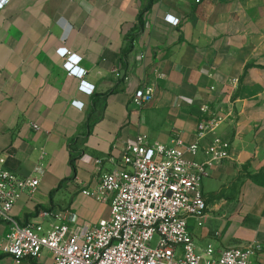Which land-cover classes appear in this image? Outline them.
<instances>
[{"label":"crops","instance_id":"1","mask_svg":"<svg viewBox=\"0 0 264 264\" xmlns=\"http://www.w3.org/2000/svg\"><path fill=\"white\" fill-rule=\"evenodd\" d=\"M62 51L80 58L82 79ZM145 86L154 97L139 108ZM206 105L223 121L199 139ZM137 137L197 146L186 159L207 165L208 211L189 221L198 250L253 246L264 264V0H11L0 10V166L40 182L16 204L19 223L64 209L91 224L108 217L88 193ZM0 264L16 263L0 252Z\"/></svg>","mask_w":264,"mask_h":264},{"label":"built area","instance_id":"2","mask_svg":"<svg viewBox=\"0 0 264 264\" xmlns=\"http://www.w3.org/2000/svg\"><path fill=\"white\" fill-rule=\"evenodd\" d=\"M10 1L0 0V10ZM166 21L179 25L173 17ZM61 53L69 75L82 79L80 58ZM81 89L93 92L84 82ZM153 97L154 87L145 86L132 102L142 108ZM201 113L199 139L215 133L223 121L207 105ZM211 152L215 159L224 158L214 149ZM186 153L196 155L197 146L187 148L181 138L151 145L137 137L127 144L117 168L105 172L97 189L88 193L109 207L108 217L96 224L80 221L70 209L40 212L41 222L19 223L13 216L16 204L22 197H33L40 182L0 166V225L9 229L0 240V252L16 264L39 263L45 253L50 264H253L257 253L253 246L225 249L219 255L212 246L198 250L189 221L204 218L208 211L201 192L207 165L188 161ZM96 165L101 167L102 161Z\"/></svg>","mask_w":264,"mask_h":264},{"label":"rangeland","instance_id":"3","mask_svg":"<svg viewBox=\"0 0 264 264\" xmlns=\"http://www.w3.org/2000/svg\"><path fill=\"white\" fill-rule=\"evenodd\" d=\"M100 204H102L100 201H99ZM77 218L81 221V219L77 216ZM4 230L3 228L0 229V235L3 234Z\"/></svg>","mask_w":264,"mask_h":264}]
</instances>
